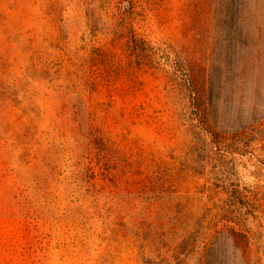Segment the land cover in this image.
I'll return each mask as SVG.
<instances>
[{"label":"rangeland","instance_id":"rangeland-1","mask_svg":"<svg viewBox=\"0 0 264 264\" xmlns=\"http://www.w3.org/2000/svg\"><path fill=\"white\" fill-rule=\"evenodd\" d=\"M264 264V0H0V264Z\"/></svg>","mask_w":264,"mask_h":264},{"label":"trees","instance_id":"trees-1","mask_svg":"<svg viewBox=\"0 0 264 264\" xmlns=\"http://www.w3.org/2000/svg\"><path fill=\"white\" fill-rule=\"evenodd\" d=\"M230 234L233 235V242L235 247L240 250L242 254L243 261L248 264L249 263V257H248V245L244 244V239L247 238V236L241 232H236L233 228L231 229Z\"/></svg>","mask_w":264,"mask_h":264}]
</instances>
